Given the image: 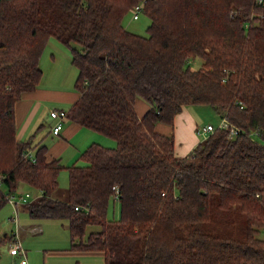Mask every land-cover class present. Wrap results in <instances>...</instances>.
<instances>
[{
    "label": "trees",
    "instance_id": "16d2710c",
    "mask_svg": "<svg viewBox=\"0 0 264 264\" xmlns=\"http://www.w3.org/2000/svg\"><path fill=\"white\" fill-rule=\"evenodd\" d=\"M137 4L146 34L124 24ZM52 38L78 69L67 120L117 141L91 142L83 163L17 137L16 104L41 84ZM189 104L230 125L207 123L177 156L156 125ZM0 176V209L34 188L29 214L66 219L70 248L102 251L106 264H264V0H0ZM112 198L119 217L108 216Z\"/></svg>",
    "mask_w": 264,
    "mask_h": 264
},
{
    "label": "crops",
    "instance_id": "0c3cea01",
    "mask_svg": "<svg viewBox=\"0 0 264 264\" xmlns=\"http://www.w3.org/2000/svg\"><path fill=\"white\" fill-rule=\"evenodd\" d=\"M49 56H50V61L53 62L55 57L54 53L51 52L47 56L48 61H49ZM70 58L71 56H69V59ZM41 84L34 91L25 93L23 97L16 104L15 113L17 120L18 139L27 140L33 137L32 140L33 144L37 142L47 143L49 146V153L51 157L60 156L62 158V154L64 157V152L70 146L73 147L72 142L78 133H84L87 139L99 138V134H93V132H87L84 131L83 129H89V131H94V130L81 126L78 123L71 122L67 120L66 117L62 119L63 125L60 132L58 134H54L52 128L58 122L59 118L53 116L51 114V111L54 109H65V108L53 107V109L50 110V115L55 119V123L51 127V131L49 132V134L51 133L50 135L56 138H53L52 139L53 142L49 143V141H47L48 135H45V132H42L38 137V141L35 142L37 135L32 130L35 128L34 125L39 118V114H38L39 100L48 98V99L58 100L59 102H62V105H64V102H66L67 100L72 101L71 102L72 104L73 102L76 101V99L80 95L79 91L70 92L69 90H64V91L58 89L51 90L46 87H43ZM149 107L150 104L147 103L142 98L137 100L136 109L139 116H142L149 109ZM197 112L199 113L198 109L195 108L192 104L184 105L181 111L176 114L173 125H169L163 122H159L156 125L157 131L165 134H170V133L174 134V139H175L174 147L177 156L188 155L204 138L200 133H198L199 126L203 124H199ZM41 125H43V122L41 123ZM90 141L91 139H89V141H87L86 144H89ZM85 146L86 145H84L83 147H79V146L73 147L75 149V153L68 160H66V165L75 162L76 160L75 157L78 158L79 154L85 148ZM23 189L31 190V188L27 186H24ZM23 207H25L26 209L25 205H23ZM30 217L31 219L26 218V220H23V223L22 225H20L19 230L17 229V232H20L21 237L25 238L24 240L25 247H23L25 248L24 254L23 253L12 254L9 251L8 243L12 239V232L0 233V237L5 238L4 242L0 246V264H19L20 259L24 257L27 258V264H39L38 259L32 258V256L36 252H41V250H43L44 252L46 251V249L44 248L42 249V247L39 245L38 242H31L30 238L33 237L31 234L36 232L39 233L46 232L48 228V222H46V220L52 219L56 221H62L60 219H63V218L38 219L32 217L31 215ZM62 223L65 226V222L62 221ZM66 226H67L66 228L68 229V221L66 222ZM70 243L71 242L69 240V248L64 249L67 252L65 251L61 252L62 254L52 256V258H48V259L54 260L58 262V264H106V258L104 252L98 250L86 251L80 249H72L70 248ZM50 248H54V247H50ZM14 256L15 258H13ZM10 258L13 259L10 261Z\"/></svg>",
    "mask_w": 264,
    "mask_h": 264
},
{
    "label": "rangeland",
    "instance_id": "374dc122",
    "mask_svg": "<svg viewBox=\"0 0 264 264\" xmlns=\"http://www.w3.org/2000/svg\"><path fill=\"white\" fill-rule=\"evenodd\" d=\"M149 23H150V18L143 11L139 13V17L136 19L132 17L131 12L128 15H126L124 18V24L126 25V27L141 34H146L147 26L149 25ZM51 52H53L55 56L53 62L50 61V56H49V61L47 59V56ZM69 56H71L70 51L63 43L59 42L56 38H52L50 40L46 48V51L44 52V55L42 57V67L45 70L44 71L45 76L41 84L43 87H46L51 90L58 89L61 91L69 90L70 92L77 91L75 87V79L78 74V69L71 62V58L69 59ZM200 63L201 60L199 58L195 59L193 62L195 67L199 66ZM71 102L72 101L67 100L66 102H64V105H62V102H59L58 100H53L48 98L39 100V106H38L39 118L34 125L35 128L32 130L37 135L35 142L38 141V137L42 132H45V135H48L47 141H49V143L53 142L52 139L56 137L51 136L50 135L51 133L49 134V132L51 131V127L55 123V119L50 115V110H52L53 107L54 108L64 107L65 110H67L71 105ZM193 106L197 108L199 111V113L197 112L199 124L206 125L207 123L210 122L216 127L220 125L221 117L218 111L212 105L199 104ZM42 122L43 125H41ZM201 126L202 125H200L199 127ZM83 130L87 132H93V134H99V138L87 139L84 133H78L72 142L73 147H78V146L83 147L84 145H86L85 146L86 148L87 145H89L93 141H97L103 145L111 146V147L117 145V141L115 139L108 137L102 133H99L97 131H89V129H83ZM89 139H91V141L89 142V144H86L87 141H89ZM80 142L82 145L80 144ZM73 147L70 146L64 152L65 158L63 157L62 154V160L64 164H66V160H68L75 153V149ZM78 158L75 157L76 159L75 161H77L78 163H83L81 160L78 161ZM68 182H69L68 170L67 168H64L61 170L59 174V186L55 192V196L58 197L59 199H64L67 197ZM28 191H30L33 196V198H31L30 200L34 199L37 193H39L38 191H35L34 188H31V190L23 189L20 192L18 191L14 193L15 199L19 200L20 195L26 194ZM23 205L24 203L20 202L18 205L19 211H17V209L14 206V203L8 201V203H6L0 209V233L12 232L13 235L14 233L17 232V229L19 230V227L20 225H22L23 220H26V218L31 219L28 209L27 208L25 209ZM16 214L18 216L17 222L14 219V217H16ZM119 215H120V203L118 200L114 203V198H112L108 216L119 217ZM60 220L65 222V226L63 225L62 221L49 219L46 220V222H48V228L46 232H40V233L36 232L31 234L33 237L30 238V241L38 242L39 245L42 247V249L43 248L46 249V251L43 252V250H41V252H36L32 256V258L38 259L39 264H58V262L48 258H52V256L62 254L61 252L64 251L67 252L64 249L69 248L70 238H69L68 229L66 228L67 220L66 219H60ZM90 227H97V226H90ZM18 234L19 237L21 238L23 247H25L24 244L25 238L21 237L20 232H18ZM261 235L264 236V231L262 232ZM10 245L11 243L9 242L8 243L9 251H10ZM50 247H54L55 249ZM13 258H15V256ZM13 258H10V261Z\"/></svg>",
    "mask_w": 264,
    "mask_h": 264
},
{
    "label": "built area",
    "instance_id": "2783aa9c",
    "mask_svg": "<svg viewBox=\"0 0 264 264\" xmlns=\"http://www.w3.org/2000/svg\"><path fill=\"white\" fill-rule=\"evenodd\" d=\"M141 6L142 5L137 4V5H135L133 7L132 10L134 11V14H133L134 18H137L139 16V10H140ZM66 113H67V110H65V109H54V110L51 111V114L53 116H56V117L59 118L58 122L52 128V131H53L54 134H58L60 132V130L62 128V125H63L62 119L64 117H66ZM229 125H230L229 121L225 117H223L221 119V122H220L219 126L227 127ZM212 130H214L213 125L212 124H207V125L203 126L202 129H198V132H200L203 135H206L205 134L206 132H208V131L210 132ZM235 133H237V129H235V127H232V129L230 131V136H232ZM25 156L32 157V153L30 151H28L25 154ZM3 178H4L3 176H0V187L2 186ZM114 188H115V192L118 193V189L115 186H114ZM116 196H117V194H116ZM7 198H8V201H11L12 203H14L15 208L17 209V211H19V207H18L19 203L23 202L25 204L30 199V193L27 192L26 194H21L19 200L15 199V194L14 193L13 194H9L8 193L7 194ZM14 219L16 220V222L18 221L17 214H16V217H14ZM10 243H11L10 252L12 254H19V253H23L24 254L25 251H24L23 244H22L21 238L19 237L18 232L14 233L12 235V239H11ZM19 264H27V258L26 257L21 258Z\"/></svg>",
    "mask_w": 264,
    "mask_h": 264
}]
</instances>
